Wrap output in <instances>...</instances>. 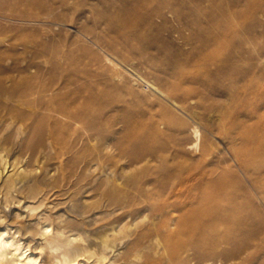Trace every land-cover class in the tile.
I'll list each match as a JSON object with an SVG mask.
<instances>
[{"label": "rangeland", "instance_id": "obj_1", "mask_svg": "<svg viewBox=\"0 0 264 264\" xmlns=\"http://www.w3.org/2000/svg\"><path fill=\"white\" fill-rule=\"evenodd\" d=\"M53 8V19L36 18ZM44 57L53 76L88 85L99 95L94 121L100 138L93 141V131L77 125L67 145L72 149L60 158L52 157L48 142L30 156L11 142L13 135L6 148L0 144L7 160H0V232L7 230L35 252V264H65L53 257L60 240L81 232L82 243L94 247L108 228L102 225L108 210H135L133 224L125 228L124 220L109 231L120 239L106 258L84 255L74 264H151L157 258L150 256H162L152 245L154 236L143 235L136 248L132 244L143 224L151 223L150 211L141 209L145 196L123 183L100 186V180L111 173L125 181L133 173L148 193L162 184L167 195L170 174L185 178L203 166L233 184L244 219L243 226L209 229L201 244L216 247L217 232L233 233L238 242L217 250L241 245V252L228 260L207 253L193 262L264 264V0H0V67L44 65ZM194 126L201 135L197 150ZM10 134L11 129L2 140ZM241 150L250 152L248 169L237 157ZM128 152L146 158L125 171L120 166L129 163L122 158ZM93 158L100 165L85 169ZM61 163L65 176H82L85 186L43 199L51 179L61 176L55 169ZM104 163L110 166L103 168ZM148 171L155 172L145 176ZM110 192L123 208L109 202Z\"/></svg>", "mask_w": 264, "mask_h": 264}, {"label": "bare ground", "instance_id": "obj_2", "mask_svg": "<svg viewBox=\"0 0 264 264\" xmlns=\"http://www.w3.org/2000/svg\"><path fill=\"white\" fill-rule=\"evenodd\" d=\"M53 15H55L54 8L46 11L43 15L38 14L36 18L47 21L46 18H52ZM54 18L58 19L59 17L54 16ZM18 44L27 46V43L24 41H19ZM46 47L45 44L42 45L44 52ZM44 62V65L33 63L21 67H0V74L2 72H8V75L5 77H1L0 75V144L6 148L10 143V136L13 135L11 142L16 141L21 144L23 154L30 156L31 154L33 155L37 147L39 148L43 143L48 142L49 148L54 152V154H51L52 157L60 158L72 149L70 147L68 150L69 146L67 148V145L71 139V135L74 134L73 130L77 129V125L92 130L93 133L90 139L93 141L100 138L98 137L97 127L94 121V115L98 113L99 95L88 85L82 86L75 82H67L56 78L53 76V69L47 65L49 62L47 57H44ZM10 71H15V75L9 74ZM7 82L9 83L8 85ZM9 129L12 130V134L2 140L6 135V131ZM193 133L195 139L192 141V146L197 150L201 137L199 128L194 126ZM85 136L87 135L85 134ZM123 138L125 137L123 136ZM79 139L80 137L74 141L75 145ZM107 139L109 138L107 137ZM0 152V160L5 163L7 161L5 153L1 149ZM204 152L205 149L203 148L202 153ZM237 157L240 165L248 169L252 159L250 152L247 153V150H241L237 153ZM122 158L129 161L128 164H122L120 166L123 170L127 171L131 169L132 165L136 166L146 157L136 152H128ZM96 159L97 161L93 158L91 162L93 161L94 163L89 164L85 169L91 170L93 167L95 169L99 166V159ZM62 164L55 166L56 171L60 170L61 176L57 173L60 177L56 175L51 179L48 184L49 190L45 193L43 199L48 193H55L56 191L68 192L74 188H84L85 184L82 182V176H76L75 173L65 176L64 166ZM102 166L103 168L105 166L109 167L110 164L104 163ZM25 171H27L26 168L24 170L22 169L19 175L22 176V173ZM154 172L148 171L144 175H151ZM214 172L215 170L213 168L202 166V168L200 167L195 171L190 170L185 178L183 174L181 175L182 177L176 176L174 173L170 174L169 181L171 184L169 189L167 188V195H165L167 185L162 184H160V188L156 191L152 190L153 192L148 193L145 188L139 186L138 176L133 173L131 174L133 175L132 178L129 175L125 181H120L116 176H112L111 173L107 174L105 180H102V183L100 180L99 185H107L110 182L112 183V181L115 186L123 183L129 188H137L142 194L140 195L145 196L141 209L150 211L151 217L149 219L151 223H148V225L143 224L140 228L142 231L132 240V244L136 248L142 240V237L148 234L154 236L155 241L152 240V245H154L157 252H161L162 256H150V258H157L151 264H162L163 261H165V264H202L200 261L193 262L194 258L207 256L208 253L212 256L211 258H225L228 260L237 258L241 252V245L239 244L233 250H217V246L238 242L239 237L237 238L233 233L221 235L217 232L214 237L216 247L206 248L201 244L202 235L206 231L208 232L209 229L222 231V228H226V226L231 224L243 226L244 216L241 212L242 204L238 200V196L234 193L233 184L223 174L216 175ZM161 179L159 178L158 180ZM96 180L97 177H95L94 181ZM152 183V180L149 179V183L147 184ZM11 187L12 183L9 184V188ZM90 190L97 191L98 187L91 186ZM109 194L111 198L109 202L116 204L117 207L122 205L121 199L116 194L113 192ZM105 197L108 196L106 195ZM140 203L142 205V201ZM121 208H123V205ZM108 211L110 213L105 219L109 220L102 223L103 226H108V228L101 231L99 236L100 241L94 247L82 243L86 242V238L81 232H72L60 240L58 244H55L57 253L53 254V257L59 258V261H63L65 264H74L84 255L88 258L95 257L98 260L106 258L107 250L112 249L115 242L120 239L116 234L109 233L110 230L115 231V223L127 220L124 227L128 228L136 220V217H133V211L135 210L118 213H114L115 210ZM112 214L114 216L111 218ZM147 215L145 213V216ZM129 217L130 219H128ZM48 227L49 224L46 226L47 231L49 230ZM7 233V230L0 232V264H19L20 261L21 264L37 263L39 256L30 248L24 249L20 242L8 236ZM211 244H213V241ZM248 259L252 262L254 258Z\"/></svg>", "mask_w": 264, "mask_h": 264}]
</instances>
